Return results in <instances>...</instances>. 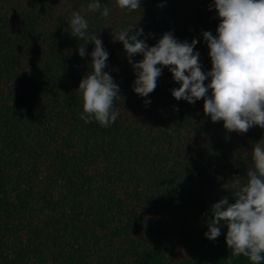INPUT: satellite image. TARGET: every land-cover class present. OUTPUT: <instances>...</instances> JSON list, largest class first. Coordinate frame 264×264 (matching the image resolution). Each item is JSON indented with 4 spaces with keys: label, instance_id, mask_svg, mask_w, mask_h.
<instances>
[{
    "label": "trees",
    "instance_id": "1",
    "mask_svg": "<svg viewBox=\"0 0 264 264\" xmlns=\"http://www.w3.org/2000/svg\"><path fill=\"white\" fill-rule=\"evenodd\" d=\"M88 3L0 0V264H252L232 256L226 227L214 240L204 232L211 205L234 202L224 185L247 182L264 128L229 132L205 115L203 98L176 100L167 66L145 106L115 39L134 24L153 34L150 46L169 30L195 37L206 71L202 31L215 35L219 23L211 0H142L131 12L102 0L108 17ZM74 11L102 39L105 71L120 86L117 119L106 127L80 118L77 87L94 44L71 36Z\"/></svg>",
    "mask_w": 264,
    "mask_h": 264
},
{
    "label": "clouds",
    "instance_id": "2",
    "mask_svg": "<svg viewBox=\"0 0 264 264\" xmlns=\"http://www.w3.org/2000/svg\"><path fill=\"white\" fill-rule=\"evenodd\" d=\"M116 3L131 12L141 8L142 0ZM87 7L103 17L110 15L102 0H89ZM208 8L216 10L219 23L215 35L211 30L202 31L211 61L206 71L195 48L199 42L195 37L190 42L180 41L169 30L150 46L147 39L153 34L146 36L137 24L118 31L115 39L122 42L135 76L132 89L145 98V106L150 105L149 94L167 66L179 85L170 89L176 100L194 104L203 98L205 115L212 122L222 121L229 132L244 133L254 125L264 128V0H211ZM69 24L71 36L94 44L88 53L91 71L83 75L77 87L83 101L80 118L85 123L95 120L109 126L118 116L114 101L122 96L119 84L105 71L109 52L101 38L89 33L88 21L79 11L72 13ZM78 54L86 55L84 44H80ZM136 54H142V59L133 60ZM251 160L253 167L247 170L246 183L241 185L236 180L230 187L224 185L231 190L234 202L223 196L211 205L204 236L214 240L226 227L225 243L232 256L243 255L252 264H260L264 261V142L253 143Z\"/></svg>",
    "mask_w": 264,
    "mask_h": 264
}]
</instances>
